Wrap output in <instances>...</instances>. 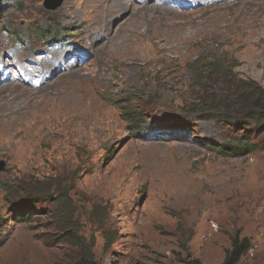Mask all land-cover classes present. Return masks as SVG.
<instances>
[{"label":"rangeland","instance_id":"1","mask_svg":"<svg viewBox=\"0 0 264 264\" xmlns=\"http://www.w3.org/2000/svg\"><path fill=\"white\" fill-rule=\"evenodd\" d=\"M45 3L0 0V107L25 122L0 145V264H70L67 226L101 264H220L233 238L236 264H264V133L243 112L264 0Z\"/></svg>","mask_w":264,"mask_h":264},{"label":"trees","instance_id":"2","mask_svg":"<svg viewBox=\"0 0 264 264\" xmlns=\"http://www.w3.org/2000/svg\"><path fill=\"white\" fill-rule=\"evenodd\" d=\"M243 112L246 113V116L255 125V130L258 133H264V94L255 97L250 105L244 108ZM28 215V212L20 211L17 218H21L24 221ZM65 230L66 232L61 236V239L71 246H78L79 249V253L75 258L74 256L72 257L73 260L70 264H101L91 253L92 241H85L84 238L75 234L72 231L73 228L69 226ZM249 248L250 243L247 239L238 240L237 238H233L231 240V248L225 253L223 261L220 264H236ZM186 264H200V262L192 260Z\"/></svg>","mask_w":264,"mask_h":264},{"label":"bare ground","instance_id":"3","mask_svg":"<svg viewBox=\"0 0 264 264\" xmlns=\"http://www.w3.org/2000/svg\"><path fill=\"white\" fill-rule=\"evenodd\" d=\"M106 20V19H105ZM103 25V24H102ZM172 31H169L172 33L173 31L177 29H171ZM165 31V30H164ZM133 36L129 37L126 41L122 40L120 41V44L118 45L119 47H127L128 49H131L133 45H138V35H137V30L131 31ZM163 33V32H162ZM163 35V34H162ZM172 38V37H171ZM160 41V40H159ZM176 43V42H175ZM165 44V42H164ZM171 46V45H170ZM134 50V49H133ZM140 55L137 53L134 57L135 60L139 61ZM136 61V62H137ZM16 89L18 88L17 86ZM27 93V92H26ZM31 94V93H30ZM55 97H50L48 98L49 100H53ZM36 102H34L33 105H35ZM45 104V103H44ZM40 103V109L44 105ZM30 112L34 111V107L28 105L26 107ZM87 109V108H86ZM21 108L18 109H8L7 106H1L0 107V145H4V141L12 136H16V133L20 132L19 129L23 128L25 126V122L23 119V115L20 113ZM88 110V109H87ZM38 111V110H37ZM26 112V111H25ZM41 112V111H40ZM28 113V112H27ZM81 114V113H80ZM29 115V114H28ZM36 115V114H35ZM43 115V114H41ZM82 115V114H81ZM27 116V115H26ZM33 117V116H32ZM74 117V116H73ZM39 118V117H38ZM30 119V118H29ZM38 125V124H37ZM19 128V129H18ZM23 132V131H22Z\"/></svg>","mask_w":264,"mask_h":264},{"label":"water","instance_id":"4","mask_svg":"<svg viewBox=\"0 0 264 264\" xmlns=\"http://www.w3.org/2000/svg\"><path fill=\"white\" fill-rule=\"evenodd\" d=\"M63 0H46L45 6L47 9H55L57 6L61 4ZM0 170H1V163H0Z\"/></svg>","mask_w":264,"mask_h":264}]
</instances>
